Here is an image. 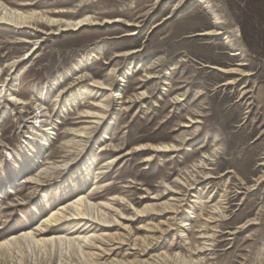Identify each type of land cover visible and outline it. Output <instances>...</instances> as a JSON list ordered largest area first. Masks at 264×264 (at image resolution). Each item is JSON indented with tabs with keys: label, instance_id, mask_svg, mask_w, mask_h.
Wrapping results in <instances>:
<instances>
[{
	"label": "rangeland",
	"instance_id": "obj_1",
	"mask_svg": "<svg viewBox=\"0 0 264 264\" xmlns=\"http://www.w3.org/2000/svg\"><path fill=\"white\" fill-rule=\"evenodd\" d=\"M200 1L0 0V264H264V0Z\"/></svg>",
	"mask_w": 264,
	"mask_h": 264
},
{
	"label": "bare ground",
	"instance_id": "obj_2",
	"mask_svg": "<svg viewBox=\"0 0 264 264\" xmlns=\"http://www.w3.org/2000/svg\"><path fill=\"white\" fill-rule=\"evenodd\" d=\"M189 1H191L190 3H193V1H195V0H185V2H189ZM184 2V3H185ZM200 2H204L203 0H201ZM205 3V7H206V9L210 12V14L215 18V20L218 22V20H219V18H220V15L218 14V12H217V10L215 9V8H213V7H211V5L208 3V2H204ZM5 15H4V19H6L7 21H10V22H12V23H15V24H18V25H22V24H29V21H30V24H31V20L33 19V21H35L36 19H38L36 16L34 17H27V16H24L23 14H18V13H16V12H12L11 10H8V9H5ZM40 19H42V18H40ZM39 20V19H38ZM107 24H109V25H111V24H123V25H126V26H131V23L130 22H126V21H124V20H122V19H113V20H108L107 22H106ZM95 25V22H94V20L92 19V18H85V19H83V20H81V21H79V22H76V23H74V24H72V23H70V24H68L67 25V28L66 29H74V30H77L78 28H80V27H83V26H86V25ZM133 25V24H132ZM222 34V32L221 31H219V30H216V31H213V32H209V33H203V35H214V36H219V35H221ZM224 43H225V45L228 47V48H232V49H234V48H236L235 46V40L232 38V37H229V36H227V37H225L224 38ZM214 68H216L220 73H223L224 75H229V74H234V73H238L240 76H242V77H249V76H251L252 74L251 73H245V71H241V70H239V71H241V73L239 72V71H236V70H224V69H222V68H217V67H214ZM131 69H133L132 67H130V66H128L126 69H125V71H123V73H122V75H121V77H120V88L118 89V92L116 93V95H115V97H121V95H122V93H121V90H122V88L123 87H125V84H127V78L129 77V75L131 74ZM235 83H234V81L233 80H229V81H227V82H225V83H223L222 84V86H231V85H234ZM106 87V86H105ZM108 89V88H107ZM91 94H92V92H90V91H85L84 93H82V96L83 97H90L91 96ZM244 94H246L245 92L243 93V95ZM12 102H14V104H15V106H17V105H23V103H22V101L21 100H19V99H17V98H15V97H12V100H11ZM119 103H121V102H119ZM23 108V112L21 111V112H18V114H20V113H24V110H25V107H22ZM78 178V176L76 177V179ZM73 178H72V181H71V183L70 184H72V182H73ZM13 184V183H12ZM10 185V183L9 184H7V183H5L4 184V186H3V189H4V187L7 189L8 188V186ZM3 189H1V191H0V195H2L3 194ZM1 197V196H0ZM198 197V196H197ZM199 197H202V196H199ZM82 207V208H81ZM84 207H85V209H86V205L84 204V200L83 199H80L79 201H78V211H79V214L80 215H82L83 214V209H84ZM216 209V208H215ZM218 209V208H217ZM86 210H88V209H86ZM171 214H175V215H177L178 216V213L177 212H174V210H172L171 211ZM176 216V217H177ZM187 223H186V221H184V222H182V224H181V228H187ZM54 242V239H49V240H42V241H40L41 243H45V242ZM3 245L4 244H0V249H1V247L3 248ZM208 244H206V246H207ZM209 246V245H208ZM210 249L209 248H207V247H203V248H201V250L199 249L198 251H199V253H201V252H207V251H209ZM190 264H201L200 262H194V261H192V262H190Z\"/></svg>",
	"mask_w": 264,
	"mask_h": 264
}]
</instances>
